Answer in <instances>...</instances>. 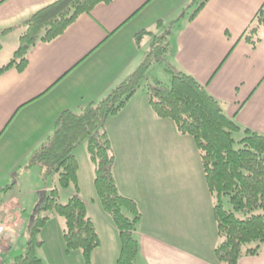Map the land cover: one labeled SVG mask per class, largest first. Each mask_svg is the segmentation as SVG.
Returning <instances> with one entry per match:
<instances>
[{
    "label": "crops",
    "instance_id": "obj_1",
    "mask_svg": "<svg viewBox=\"0 0 264 264\" xmlns=\"http://www.w3.org/2000/svg\"><path fill=\"white\" fill-rule=\"evenodd\" d=\"M54 1L56 0H0L1 66L6 65L17 50L20 37L25 31L24 22ZM190 2L191 0H114L108 5L101 4L90 15L79 17L52 43H39L32 48L28 55L29 65L24 72L14 69L0 77V175L11 173L14 181V187L0 201V220L8 228L2 239L0 256L10 254L13 248L5 240H8L11 229L20 224L19 213L26 209V203L20 199H27L32 205L36 204L37 208L42 194L47 196L51 190L56 189L47 185L41 168L34 180L27 176L35 168L28 166L32 153L53 133L55 123L64 111L79 112L87 105L97 103L130 76L150 50L152 36H160L169 29L171 49L166 60L168 65L193 76L206 87L212 97L223 103L225 114L243 130L264 135V29L261 32L262 40L255 49L242 39L257 13L264 7V0H210L193 20H190L192 13L188 18L184 17L185 20L177 21L181 11ZM159 22L162 23V28H159ZM6 30L9 31L4 32ZM142 32L147 33L137 41L136 36ZM9 41L13 42V46L5 51ZM137 94L125 107L130 104L134 108L141 105L149 108V104L135 100ZM148 108L147 110L150 109ZM136 113L138 111L127 112L123 118L133 119L137 116ZM119 114L111 116L105 122L109 138L111 129L115 130L114 119L123 116V113ZM152 116L158 124L165 123V126L170 127L176 136L174 125L168 124L167 119L158 118L155 113ZM125 126L116 128L124 132ZM177 137L182 143L188 141L181 134ZM110 140L113 146V140ZM181 151L167 152L166 156L174 153L177 160ZM138 153L140 152H129L126 158L130 161L139 157ZM145 154L161 158L164 154L162 144H155V149L143 155ZM175 160L172 162L175 163ZM130 168L127 164H118L115 157L113 173L119 190L124 196L134 199L142 213L134 233L140 246L139 262L217 264L214 250L220 239L214 213L212 214L214 199L204 183L200 168L198 174L201 179L197 189L195 184L188 187L190 191L184 189L182 195L176 190L173 193L166 192V204L169 202L166 209L170 211L168 223L164 216L162 219L157 217L150 207V215L146 216L142 212L140 198H146L150 193L146 190L140 194L128 185L126 174ZM15 170H21L25 176L18 178ZM89 177L93 178L92 174ZM79 188V196L87 204L90 217L95 222L94 210L83 196L80 180ZM73 195L71 193L70 196ZM178 196L181 197L178 199ZM178 202H181L179 209ZM97 209L102 211L100 206ZM36 211L35 209L32 221L37 216ZM204 214L213 229L212 239H208L209 231L200 224L201 219H205ZM52 218H49L41 232L54 222L51 235L55 245L57 241L58 253L63 256L61 233L63 234L64 228L61 220H56L54 215ZM99 221H102L103 234L110 249L103 255H99L96 250L91 264H116L120 240L108 220L99 217ZM172 222H179L180 229H169L170 224L174 225ZM98 235L101 237L99 233ZM110 241L114 243L115 253L111 251ZM44 246L43 243L38 250H42ZM101 246L102 244L99 248ZM73 253H77L80 259L83 258L80 252ZM238 264H264V245L258 256L243 257Z\"/></svg>",
    "mask_w": 264,
    "mask_h": 264
},
{
    "label": "trees",
    "instance_id": "obj_2",
    "mask_svg": "<svg viewBox=\"0 0 264 264\" xmlns=\"http://www.w3.org/2000/svg\"><path fill=\"white\" fill-rule=\"evenodd\" d=\"M114 0H56L24 22L19 46L6 65H0V77L11 70L24 72L28 55L39 43L49 44L61 37L84 14L90 15L101 5ZM210 0H192L193 20ZM159 28L162 23L159 22ZM264 7L243 35L255 49L262 40ZM6 30L4 32H7ZM147 32L136 37L140 40ZM170 32L152 36L150 50L139 67L103 99L79 112L64 111L55 123L53 133L30 157L29 167L39 166L45 178L58 175L59 187L74 188L67 204L59 202L57 189L51 190L29 228L26 252L12 264H44L38 255L43 242L38 235L52 212L65 221L63 241L66 253L80 252L85 264H91L101 240L85 201L79 196V162L76 150L87 142L89 159L94 166V188L103 211L119 230L120 251L116 264H141L140 246L135 231L142 214L138 203L124 196L114 177L115 156L105 122L117 115L147 81L146 89L154 113L174 121L182 135L192 136L201 152L203 172L214 199L213 213L219 244L214 250L217 264H238L243 257L261 253L264 245V135L242 129L223 109V103L212 97L193 76L177 71L166 62L170 53ZM1 51V46H0ZM164 64L171 75L170 85L150 81L151 68ZM236 149L235 135L242 134ZM14 185L2 189L10 191ZM228 198L233 210L228 211ZM239 215L241 217H239ZM143 264V263H142Z\"/></svg>",
    "mask_w": 264,
    "mask_h": 264
},
{
    "label": "rangeland",
    "instance_id": "obj_3",
    "mask_svg": "<svg viewBox=\"0 0 264 264\" xmlns=\"http://www.w3.org/2000/svg\"><path fill=\"white\" fill-rule=\"evenodd\" d=\"M191 3H192V0L189 3V6H186L184 10L181 11V13L179 14L177 18V21L185 20L194 12L196 7L191 6L192 5ZM169 31L170 30L168 29V32ZM9 43L7 44V47L5 48V51L11 49V47L13 46V42L10 44ZM145 50H147V46ZM142 61L143 59L141 60V62ZM149 78H150V81H152L153 79H157L167 86L170 85V81H171V75L170 73L166 71L164 64L154 65L150 70ZM146 84H147V81H144L143 84L141 85V88L137 91L138 94L135 100H137V102L143 101L147 105L149 104L148 106L150 109L144 104H143L144 106L141 105L140 107L135 106L136 108H134L130 104L127 108L124 107L119 112L120 114L118 113L119 116L121 115V113H123V116L121 118L116 117L114 119L116 123L115 130L111 129L110 138L113 140L112 150H113L114 156L116 157L117 163L127 164V167L131 166L130 170L126 174L128 185L132 186V188L135 191H138V193L140 194L142 192L145 193L146 190H148L150 193L148 197L140 198L141 199L140 201L142 204V212H145L146 216L150 215L151 212L148 208L150 207L153 209L157 217H160L162 219V217L164 216V218L167 220V216L168 215L170 216V211L166 209L169 202L166 204L165 194L166 192L173 193L174 190H176L177 193H180L182 195L184 194L183 192L184 189H187L190 191L188 187L189 188L193 187L195 186V184H197L196 186V189H197L199 185L198 181L201 179V177L199 179V174H198L199 168H200L201 176H204L201 152L198 149L196 142L192 136L183 135L188 138L187 139L188 141L184 143L179 141V138L177 136L181 133L178 131L177 126L174 123V121L167 119L168 124L174 125L175 130L177 132L176 136L173 134L170 127L165 126V123L158 124L157 122L154 121L155 120V118L153 117L154 115L152 116V114H154V111L152 107H150L151 105H150L149 97L147 94ZM147 108L149 110H147ZM134 111H138V113H136L137 116L133 118L134 121L133 119H130V118H123L125 114H127V112H134ZM116 126H121L123 128L125 126L124 132H122L121 130L119 131L116 128ZM104 129H105V126H104ZM242 135L243 133L240 135L239 134L235 135V139L237 142L235 146L236 149L240 148L239 140L242 138ZM191 143L193 144V146H191ZM155 144L156 145L162 144V152H164V154H162L161 158H158V157L155 158L153 156L151 157L148 154L143 155L146 152L153 151L155 149ZM178 150L179 151L183 150V151L179 152L177 156V160H175L176 158H175L174 153L173 155L172 154L170 155L168 153L169 156L168 157L166 156L167 152H176ZM133 151L140 152L141 154L138 153L139 157H135L133 159H130L129 161L128 158L126 157L129 154V152H133ZM76 157L79 162V168H80L79 169V180L83 187V196L84 198H86L87 202L89 203L91 208L94 210V214H93L94 218H93V215H92V218L94 219L95 221L94 223L97 227L96 229L101 236L100 238H101L102 246L101 248L97 249V252L99 255H103L106 251L110 249V247H109L108 240L105 238L103 234L102 221H99V217L102 220H108L110 222V224L114 227L115 232L118 235V239H119V230L115 227L112 219L103 211V209L101 212L98 211L97 209L98 206H100L101 208L102 206L96 196V192L94 188V166L89 159V155L87 151V142H84L83 144H81L79 148L76 150ZM174 160H175V163L172 162ZM129 162H132V164L131 163L129 164ZM29 163H30V159H29ZM33 170L34 171L27 173V176L29 175L31 180L35 179V174L37 176L40 173V167L35 166ZM14 173H16L18 178L25 176L23 175L21 170H15ZM90 174H92L93 176V178L91 179L89 177ZM10 175L11 173H5V174L0 175V201L5 199V193L3 191L1 192V189H5L7 186H10L14 183ZM204 179H205V176H204ZM46 180H47L48 186L54 187L61 191L59 193V202L63 205L68 203L69 199L71 198L70 196L71 193L75 194L73 187L67 190H63L59 187V183H58L59 178L57 174H53L51 177L46 178ZM204 183L206 184V181ZM132 193H135V192H132ZM79 195H81V192H79ZM133 195H136V194H133ZM180 197L181 196H178V199ZM20 200L26 203L25 205H26L27 210L25 209L24 211L19 213L21 215L20 224L19 225L17 224L15 228L11 229V232L8 234V240L4 239L5 242L8 243L13 248L10 251V254L4 253L3 255L0 256L1 258L0 264H12L15 258L23 255L26 252L27 243L30 239L29 238V228L32 223V216L36 209V204L32 205V203L27 202V199L25 198H21ZM180 203L181 202H178V209H179ZM224 206H225V209L228 211L233 210L232 205L230 204L228 198L224 199ZM165 209L167 210V214L165 213ZM101 214L104 217L101 216ZM53 215L55 216L56 220H61L62 227L65 229V221L62 218H60L59 216L55 215L52 212L45 214V216H48L49 218L50 217L52 218ZM205 216L206 215L204 214L203 218H205L207 221H205V219H201L200 224L203 225L206 228V230L209 231L208 239H212L213 229H211L209 220ZM239 217L241 216L239 215ZM51 220H53V218ZM169 221H170V218L166 222L168 223ZM172 223H174V225L170 224L171 228L169 229L171 230L180 229L179 222H176V223L172 222ZM52 224H54V222L49 224L38 235V239L40 241H43L45 245L44 248H42V250H38V255L43 260L44 264H79V262H81L80 264H85L83 261V258L80 259L77 253H66L64 241H63V247H64L63 256H61L58 253L57 241L55 245L54 238L51 235L52 231H50L53 226ZM207 224H208V228H207ZM167 227H169V225ZM62 236L63 234L61 233V237ZM110 244H111V251L115 253V246H114L113 241H110Z\"/></svg>",
    "mask_w": 264,
    "mask_h": 264
},
{
    "label": "built area",
    "instance_id": "obj_4",
    "mask_svg": "<svg viewBox=\"0 0 264 264\" xmlns=\"http://www.w3.org/2000/svg\"><path fill=\"white\" fill-rule=\"evenodd\" d=\"M5 231H6V225L0 221V246H1V239Z\"/></svg>",
    "mask_w": 264,
    "mask_h": 264
},
{
    "label": "water",
    "instance_id": "obj_5",
    "mask_svg": "<svg viewBox=\"0 0 264 264\" xmlns=\"http://www.w3.org/2000/svg\"><path fill=\"white\" fill-rule=\"evenodd\" d=\"M45 197H46V194L43 193V194H42L41 201H40V205H42V204L44 203V201H45Z\"/></svg>",
    "mask_w": 264,
    "mask_h": 264
}]
</instances>
